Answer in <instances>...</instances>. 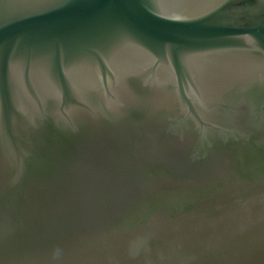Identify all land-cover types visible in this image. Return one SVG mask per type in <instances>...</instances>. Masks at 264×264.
I'll list each match as a JSON object with an SVG mask.
<instances>
[{"label":"water","instance_id":"1","mask_svg":"<svg viewBox=\"0 0 264 264\" xmlns=\"http://www.w3.org/2000/svg\"><path fill=\"white\" fill-rule=\"evenodd\" d=\"M0 264H264V0H0Z\"/></svg>","mask_w":264,"mask_h":264}]
</instances>
